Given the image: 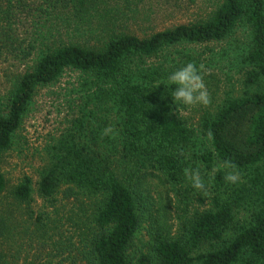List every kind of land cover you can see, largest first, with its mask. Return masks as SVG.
<instances>
[{"label":"trees","instance_id":"obj_1","mask_svg":"<svg viewBox=\"0 0 264 264\" xmlns=\"http://www.w3.org/2000/svg\"><path fill=\"white\" fill-rule=\"evenodd\" d=\"M102 2L0 0V70L31 64L14 77L8 70L12 79L0 114V157L10 147L37 87L54 83L68 69L109 80L120 148L84 146L83 122L74 119L73 130L60 139L51 167L36 185L43 199L52 198L61 185L74 186L65 195L77 189L104 196L94 218L90 252L95 264H128L126 252L140 225L138 189L147 176L160 175L167 183L183 181L187 164L182 155L191 131L176 118L179 103H173L168 83H159V72L149 71L137 80L124 71V64L136 57H156L181 43L222 40L244 22L251 31L244 62L252 68L245 84L261 82L263 89L225 102L215 118L203 122L211 152L200 157L207 169L216 159L242 174L244 182L236 185L231 197H213V209L185 224L178 238L156 236L154 255H142L134 264H264V0H219L207 18L148 37L120 32L98 48L74 42L102 28L88 21L91 8ZM114 162L125 167L127 179L114 171ZM224 182L219 173L217 186ZM4 187L0 174V194ZM31 191V180L25 177L13 194L24 201ZM244 205L249 209L246 222L226 240L235 211ZM206 245L209 249L202 251Z\"/></svg>","mask_w":264,"mask_h":264},{"label":"rangeland","instance_id":"obj_2","mask_svg":"<svg viewBox=\"0 0 264 264\" xmlns=\"http://www.w3.org/2000/svg\"><path fill=\"white\" fill-rule=\"evenodd\" d=\"M218 3L219 0H104L91 8L92 18H88L102 28L73 41L98 48L120 32L148 37L179 24L205 19ZM250 41L249 26L240 22L222 40L181 43L165 48L156 57H136L124 64V71L134 74L137 80L149 71H157L161 76L159 83L169 84L167 77L171 72L192 62L200 70L209 95L206 106L179 104L177 107L176 118L191 131L190 144L182 155L187 175L180 183H167L159 179L160 175L143 179L137 198L140 225L126 252L128 264H134L142 255L153 256L156 236L178 238L185 224L213 209V197H231L236 185L244 182L242 174L235 172L236 183L225 180L218 187V174L225 177L233 170L216 159L207 169L200 157L206 151L211 152L203 122L215 118L225 102L263 89L261 82L253 86L245 84L246 74L252 69L244 62ZM27 66L0 70V114L5 111L9 96L12 79L9 71L14 77ZM109 85L110 81L98 74L68 69L54 83L36 88L10 147L0 157V174L5 180L0 194V264H95L90 246L94 218L104 196L77 189L65 195L63 192L67 188L74 190V186L61 185L52 198L43 199L36 182L51 167L55 148L73 130L74 119L83 122L84 146L101 151L111 146L120 148L116 108ZM112 167L118 176L122 174L127 179L125 167L116 162ZM192 170L199 172L203 189L192 187L189 179ZM25 177L31 180V197L20 201L13 193ZM243 207L235 211V221L228 229L226 240L233 237L238 224L246 222L249 209ZM207 249V245L202 247V251Z\"/></svg>","mask_w":264,"mask_h":264},{"label":"clouds","instance_id":"obj_3","mask_svg":"<svg viewBox=\"0 0 264 264\" xmlns=\"http://www.w3.org/2000/svg\"><path fill=\"white\" fill-rule=\"evenodd\" d=\"M167 80L173 103L178 102L186 107H191L194 104L208 105L209 95L200 70L194 63H185L182 67L171 72ZM189 179L194 189L200 190L205 187L198 171L192 170ZM225 180L230 183H236L238 181V174L235 172L229 173L225 176Z\"/></svg>","mask_w":264,"mask_h":264}]
</instances>
